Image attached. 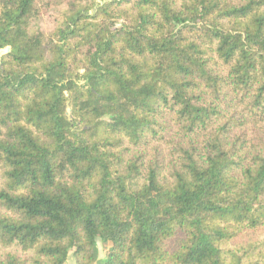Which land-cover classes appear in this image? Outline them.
Wrapping results in <instances>:
<instances>
[{
  "label": "trees",
  "instance_id": "trees-1",
  "mask_svg": "<svg viewBox=\"0 0 264 264\" xmlns=\"http://www.w3.org/2000/svg\"><path fill=\"white\" fill-rule=\"evenodd\" d=\"M6 47L0 264H264V0H0Z\"/></svg>",
  "mask_w": 264,
  "mask_h": 264
},
{
  "label": "rangeland",
  "instance_id": "rangeland-1",
  "mask_svg": "<svg viewBox=\"0 0 264 264\" xmlns=\"http://www.w3.org/2000/svg\"><path fill=\"white\" fill-rule=\"evenodd\" d=\"M46 23H47V18L44 19V24L46 25ZM4 52H5V49L0 50V54L4 53ZM107 249H108V245L107 244L105 245L104 243H102L101 241L98 240L97 241V258L98 259L103 258L105 256ZM65 264H75V261H74L71 254H69Z\"/></svg>",
  "mask_w": 264,
  "mask_h": 264
},
{
  "label": "water",
  "instance_id": "water-1",
  "mask_svg": "<svg viewBox=\"0 0 264 264\" xmlns=\"http://www.w3.org/2000/svg\"><path fill=\"white\" fill-rule=\"evenodd\" d=\"M8 51H10V47L5 48V52H8Z\"/></svg>",
  "mask_w": 264,
  "mask_h": 264
}]
</instances>
